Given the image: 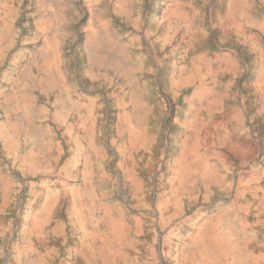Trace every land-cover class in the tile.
<instances>
[{
  "label": "rangeland",
  "instance_id": "1",
  "mask_svg": "<svg viewBox=\"0 0 264 264\" xmlns=\"http://www.w3.org/2000/svg\"><path fill=\"white\" fill-rule=\"evenodd\" d=\"M81 1L7 0L5 5L0 4V128L11 124L8 134L15 133L18 143L17 150H8L7 133L0 129V264H14L21 246L27 247L24 258L42 257L48 264L75 260L71 251L76 243L67 224L66 201L61 203L46 231L31 235L32 247L21 229L29 206L37 207L42 201V195L35 196L34 191H40L42 182L54 186L62 179L74 149L68 125L74 126L73 134L85 146L86 135L79 117L89 105L96 117L94 144L103 154L96 169L104 173L103 181L98 183L107 190L104 200L121 207L129 217L142 216L146 221L144 230L131 235L133 246H127L126 251L131 257H138L139 264H173L164 253V231L158 226L154 207L173 172L169 162L181 156V141L176 137L182 129L178 116L188 107L199 81L175 88L169 78L184 67L200 63L203 81L210 84L213 61L228 56L233 60V68H227L221 87L226 86L228 96L242 104L247 125H241L238 119H227L224 113L206 112L199 137L202 152L208 156L206 162L213 164L216 174L213 181L195 174L187 181V188L195 191L189 196L196 198L186 206V215L201 209L205 216L218 214L221 227H232L238 233L239 221L224 213L237 199V184L230 183L229 170L236 180H247L246 200H258L264 192V161L258 165L264 148L260 143V149H255L253 134L264 137V117L253 102L250 77L256 70L249 72L256 63V55L260 59L258 47L256 52L250 50L248 42L233 35L224 24L222 15L227 0H120L121 12L113 10L110 0H86V7ZM243 1L247 2L246 15L264 21V0ZM97 7L103 9L101 17L92 12ZM46 25L50 27L49 36L62 44L61 81L53 66L39 69L35 64L41 52L46 51ZM91 28L116 35L123 50L112 56L117 68L103 72L94 67L97 77L88 74L90 63L85 44ZM243 29L249 42H255L259 51H264V29L245 21ZM129 63L133 68L130 74H122L120 68H127ZM40 80L50 87H41ZM123 88L127 92L132 88L138 95L139 110L146 117L139 129L146 128L151 133L147 145L133 152L138 190L132 189V183L118 169L123 157L115 147L119 142L115 125ZM63 89L70 92L69 100ZM226 137L241 140L231 143ZM25 154L38 158L39 166L34 170L26 168L22 164ZM253 167H257L254 175ZM81 170L79 163L77 177L70 183H80ZM141 196L151 204L150 210L138 201ZM256 212L255 208L250 209L247 222L254 223ZM60 220L66 223L64 238L52 230ZM259 230L264 233V224H259ZM153 249L157 252L155 261L151 257Z\"/></svg>",
  "mask_w": 264,
  "mask_h": 264
},
{
  "label": "bare ground",
  "instance_id": "2",
  "mask_svg": "<svg viewBox=\"0 0 264 264\" xmlns=\"http://www.w3.org/2000/svg\"><path fill=\"white\" fill-rule=\"evenodd\" d=\"M1 2L5 5L7 0H0V4ZM110 2H112L115 12H121L120 0H110ZM246 3L242 0H227L222 20L233 35L241 38L243 42H248L247 46L250 50L256 52L258 47L260 59L256 55V63L252 65L249 72L256 70L250 77L253 87V102L264 117V51L262 49L259 51L260 47L255 42H249L243 29L244 21L253 22L264 29V21L261 18L257 20L255 17L251 18L246 15L244 11ZM81 5L86 7V0H82ZM92 12L100 17L103 15L101 7L93 8ZM49 30L50 27L46 25L43 30L46 33L43 34V47L46 51L41 52L35 64L39 69L53 66L57 79L61 81L59 63L62 56L60 53L62 44L53 35L49 36L51 34ZM99 30L92 29L85 44L90 63L88 74L94 77L98 76L94 67L101 71L104 70L103 72H107L110 68H117L116 64H113L112 56L114 52L123 51L120 39L118 41L116 35L111 36ZM110 48L111 51H109ZM129 64L127 68H120L123 70L122 74H130L133 68L131 63ZM227 68H233V60L229 56L224 59H215L211 66L213 70L211 78L214 83L210 84L203 81L200 63H195L188 68L184 67L180 73L169 78L175 88H178L180 84L199 81V84L194 87L191 100L187 104L188 107L184 112H180V117L178 116L182 129L176 137L181 141V156L179 159L169 162L168 165L173 169V172H171L166 188L157 198L154 207L159 219L158 226L164 231L162 239L165 247L164 253L173 264H264V233L259 230V224H264V192L254 203L251 200H246L248 182L242 178L236 180L231 169L229 170L231 172L229 181L237 184L235 186L237 199L234 204L224 210V213H228L233 220L239 221L237 223L238 233H235L232 227H221L218 214L205 216L201 209L189 216L186 215V206L191 202V199L196 198L195 195L189 196L195 191L187 188V181L194 174L213 181L212 178L216 174L213 164L206 162L205 157L208 156L202 152L199 137V130L205 120L206 112L224 113L227 119H238L241 125H247L242 104L228 96L226 86L221 87V79ZM38 84H41L43 88L50 87L42 80ZM62 91L68 99L70 92L66 89ZM139 102L138 95L132 88L128 92L123 88L122 96L118 102L120 112L115 125L119 137V142L115 144V147L123 157L118 164V169L120 174L125 176L130 184L132 183V189L136 190L140 188V185L134 171L133 152L140 146L147 145L151 139L149 130L139 129V125L146 120L145 112L139 110ZM233 107L236 108L234 112L231 111ZM77 108H80L79 103ZM84 111V115L79 117V125L85 131V146L79 136L73 134L74 126L68 125L67 133L74 148L72 156L65 164L62 179L57 185L49 186L47 182H42L43 186L40 191L38 193L34 191L35 196L42 195V201L37 207L29 206L30 210L25 212L21 229L22 236L28 246L32 247L30 245L31 235H39L46 231L47 225L52 224L53 217L61 203L66 201L67 224L76 243L71 251L75 260L68 264H139V258L131 257L126 251V247L133 246L131 235L144 230L146 221L141 218L142 216L129 217L121 207L105 202L107 190L98 184L103 181L104 173L96 169L103 154L94 144L95 112L91 105L86 106ZM192 116H195L196 119H191ZM10 126L11 124H4L0 129L8 136L5 141L6 148L17 150V135L15 133L8 134ZM253 135L256 137L253 144L255 149H260L258 147L260 143H263L262 147L264 148V137L258 134ZM225 139L231 143H239L241 137H226ZM259 159L258 165L264 161V151ZM38 160L32 154H25L22 157V164L29 170H34L40 164ZM79 163L82 165L80 172L82 180L78 184H72L69 181L77 177ZM253 168L252 175L257 170V167ZM255 188L257 190L258 186ZM138 201L143 204L146 210L151 209V204L146 203L143 196ZM251 208L257 210L254 223L247 222L246 218ZM65 227L66 223L60 220L55 222L52 230L64 238ZM186 227L187 230H184ZM17 252L14 264H48L42 257L35 259L28 255L24 258L23 252L28 253L25 246L18 247ZM151 257L153 261L157 258V252L154 249L151 250Z\"/></svg>",
  "mask_w": 264,
  "mask_h": 264
}]
</instances>
